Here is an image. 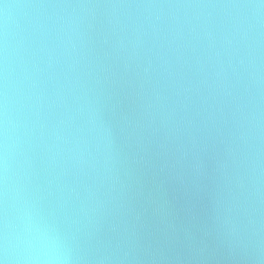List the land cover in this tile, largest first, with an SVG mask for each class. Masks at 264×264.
Returning a JSON list of instances; mask_svg holds the SVG:
<instances>
[{
  "label": "water",
  "instance_id": "water-1",
  "mask_svg": "<svg viewBox=\"0 0 264 264\" xmlns=\"http://www.w3.org/2000/svg\"><path fill=\"white\" fill-rule=\"evenodd\" d=\"M54 244L264 264V0H0V259Z\"/></svg>",
  "mask_w": 264,
  "mask_h": 264
},
{
  "label": "clouds",
  "instance_id": "clouds-1",
  "mask_svg": "<svg viewBox=\"0 0 264 264\" xmlns=\"http://www.w3.org/2000/svg\"><path fill=\"white\" fill-rule=\"evenodd\" d=\"M45 239H47V237H45ZM28 245L29 248H31V241H28ZM3 252L5 257H7L9 252L7 236L4 237ZM28 259L40 261V264H67V257L60 251L58 244H54L50 250L47 248L42 249L35 256L29 255ZM0 264H7V260L0 259Z\"/></svg>",
  "mask_w": 264,
  "mask_h": 264
}]
</instances>
